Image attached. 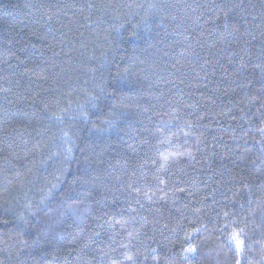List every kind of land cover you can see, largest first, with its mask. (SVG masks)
<instances>
[{"label": "trees", "instance_id": "16d2710c", "mask_svg": "<svg viewBox=\"0 0 264 264\" xmlns=\"http://www.w3.org/2000/svg\"><path fill=\"white\" fill-rule=\"evenodd\" d=\"M0 264H264V0H0Z\"/></svg>", "mask_w": 264, "mask_h": 264}]
</instances>
